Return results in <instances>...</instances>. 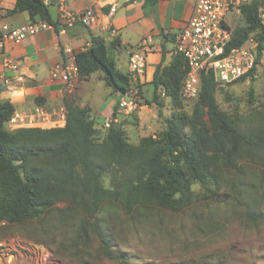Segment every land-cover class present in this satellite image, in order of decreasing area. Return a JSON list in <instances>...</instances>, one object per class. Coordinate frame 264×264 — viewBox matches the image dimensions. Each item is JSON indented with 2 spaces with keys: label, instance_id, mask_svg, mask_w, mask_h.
<instances>
[{
  "label": "trees",
  "instance_id": "16d2710c",
  "mask_svg": "<svg viewBox=\"0 0 264 264\" xmlns=\"http://www.w3.org/2000/svg\"><path fill=\"white\" fill-rule=\"evenodd\" d=\"M260 4L261 0H248L242 5L243 25L233 29L227 23L232 30L227 50L243 45L251 35L262 40ZM24 11L31 21L56 25L43 0H16L10 10ZM119 44L118 38L107 43L103 37L93 36L91 45L76 54L79 78L102 72L115 92L137 97L140 93L134 92L132 77L118 67L113 56L112 49ZM186 71L187 62L180 53L169 64H158L151 82L152 99L135 101L139 105L155 103L163 116L164 99H169L170 114L163 118L162 129L142 136L137 143L127 136L124 123L116 120L120 105L108 128L96 125L89 106L66 101L64 126L12 129L7 124L15 108L0 99V223L41 219L59 202L91 219L110 203H118L128 215L146 205L178 211L194 200L197 184L216 200L220 199L218 190L225 188L228 197L247 189L254 192L253 181L240 173H228L239 169L245 159L264 165V111L261 116L252 113L245 117L223 109L217 93L224 86L216 81L212 69L202 71L199 97L193 100L191 112L186 111L187 99L182 96ZM242 80L245 78L238 82ZM261 181L264 186V178ZM261 199L264 195L254 193L239 202L246 204L249 218L264 223V211L257 209ZM94 226L113 256L110 238Z\"/></svg>",
  "mask_w": 264,
  "mask_h": 264
},
{
  "label": "rangeland",
  "instance_id": "374dc122",
  "mask_svg": "<svg viewBox=\"0 0 264 264\" xmlns=\"http://www.w3.org/2000/svg\"><path fill=\"white\" fill-rule=\"evenodd\" d=\"M229 14L231 28L244 24L242 12ZM217 98L230 113L261 116L264 72L256 79L220 88ZM164 101L163 116L157 112L162 125L157 129L153 128L159 123L145 110V118L153 126L151 132L162 129L163 118L170 114L169 99ZM194 102L185 101L186 111L191 112ZM96 120L101 124L103 118ZM126 122L127 136L136 142L137 119L131 116ZM235 172L253 181L250 187L254 192L247 189L228 197L225 188L218 190L220 199L216 200L206 196L197 184L194 200L178 211L146 205L128 215L118 203H110L91 219L81 210L69 209L66 202H59L41 219L14 225L0 223V244L9 242V250L0 245V255H13V264H264V223L249 218L246 204L239 202L254 193L257 197L264 195V165L245 159L239 169L228 174L234 176ZM261 200L258 212L264 211ZM94 224L110 238L113 256L103 246Z\"/></svg>",
  "mask_w": 264,
  "mask_h": 264
},
{
  "label": "crops",
  "instance_id": "0c3cea01",
  "mask_svg": "<svg viewBox=\"0 0 264 264\" xmlns=\"http://www.w3.org/2000/svg\"><path fill=\"white\" fill-rule=\"evenodd\" d=\"M45 3L56 23L61 0H45ZM195 3L196 0H66L67 7L73 11L94 8L97 20L92 26L75 24L66 32H60L59 27L54 25L23 40H7L0 50V99L12 103L15 111L26 116L25 127L64 126L66 119L62 118V108H66V101L89 106L94 118H103L102 123L97 122L96 125L104 127L108 119L114 121L115 108L124 96L107 85L103 73L98 71L89 79H75V89L67 92L66 83L51 76L52 68L64 62L65 49L72 47L77 52L83 51L91 45L93 36H101L111 43L116 38L110 36L109 27L114 26L120 40V44L112 49L118 67L132 77L134 92L140 93L137 96L139 100L152 99L151 82L156 68L162 61L164 65L171 62L175 55L174 38L186 26ZM15 4L16 0H0V24L21 27L32 22L26 11L10 12ZM113 5L116 10L110 13ZM230 17L228 14L227 22ZM146 37L151 39L153 50L147 53L144 71L133 74L129 66L130 51ZM96 89L103 90V93ZM98 101L101 103L98 104ZM38 109L46 116H42ZM145 110L150 111V118L159 123L153 129L162 126L156 104H137L132 109L118 108L116 120L124 123L126 132V121H130L131 116L137 119V139L133 143L144 135L156 132H151L153 126L148 124Z\"/></svg>",
  "mask_w": 264,
  "mask_h": 264
},
{
  "label": "built area",
  "instance_id": "2783aa9c",
  "mask_svg": "<svg viewBox=\"0 0 264 264\" xmlns=\"http://www.w3.org/2000/svg\"><path fill=\"white\" fill-rule=\"evenodd\" d=\"M45 2V0H43ZM248 0H196L194 11L184 29L175 38V54L180 53L187 62V71L182 88V96L187 100L199 97L201 91L202 71L212 69L215 79L220 86L238 82L243 77L245 80L256 79L264 72V31L263 38L259 41L254 35L241 46L227 50V45L232 37V30L227 24L230 12H242V5ZM60 13L56 25L60 32L75 24L92 26L97 20V12L89 7L82 11H73L66 5V0H61ZM113 5L110 13L115 12ZM259 22L264 30V0L258 12ZM54 26L47 20L32 21L21 27H13L7 23L0 24V50L7 40H23L29 35L36 34L44 29ZM110 36L117 38L118 31L114 26L109 27ZM153 50L151 39L144 38L129 54V66L133 74L144 71L147 53ZM72 47L65 49V60L56 64L51 70L53 78L62 79L66 85L65 90L72 92L75 89V79L79 78V66L76 54ZM14 67H17L14 65ZM162 96L165 93L162 92ZM134 94L125 95L119 105L120 108L132 109L137 105ZM42 116H46L40 109ZM66 108H62V118L66 119ZM26 116L15 111L8 124L10 128L22 127L26 123ZM112 120L105 122V127H110ZM24 127V126H23ZM5 224V222H2ZM9 250V242L1 243ZM12 247V246H10ZM2 264H13V255L1 254Z\"/></svg>",
  "mask_w": 264,
  "mask_h": 264
},
{
  "label": "water",
  "instance_id": "95a60500",
  "mask_svg": "<svg viewBox=\"0 0 264 264\" xmlns=\"http://www.w3.org/2000/svg\"><path fill=\"white\" fill-rule=\"evenodd\" d=\"M116 124V123H115Z\"/></svg>",
  "mask_w": 264,
  "mask_h": 264
}]
</instances>
